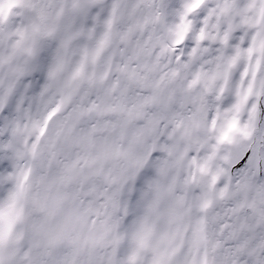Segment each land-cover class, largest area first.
Wrapping results in <instances>:
<instances>
[{"label": "snow or ice", "instance_id": "obj_1", "mask_svg": "<svg viewBox=\"0 0 264 264\" xmlns=\"http://www.w3.org/2000/svg\"><path fill=\"white\" fill-rule=\"evenodd\" d=\"M0 264H264V0H0Z\"/></svg>", "mask_w": 264, "mask_h": 264}]
</instances>
